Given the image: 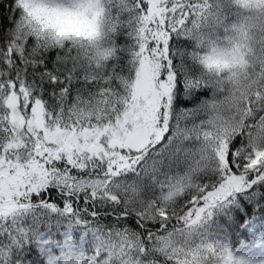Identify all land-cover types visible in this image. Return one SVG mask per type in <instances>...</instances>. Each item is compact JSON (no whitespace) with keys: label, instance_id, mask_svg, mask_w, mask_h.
<instances>
[{"label":"snow or ice","instance_id":"obj_1","mask_svg":"<svg viewBox=\"0 0 264 264\" xmlns=\"http://www.w3.org/2000/svg\"><path fill=\"white\" fill-rule=\"evenodd\" d=\"M240 14L0 0V264H264V38L217 47Z\"/></svg>","mask_w":264,"mask_h":264},{"label":"clouds","instance_id":"obj_2","mask_svg":"<svg viewBox=\"0 0 264 264\" xmlns=\"http://www.w3.org/2000/svg\"><path fill=\"white\" fill-rule=\"evenodd\" d=\"M249 0H240L241 14L228 24V32L222 34L218 49L232 54L235 51L241 65L250 62L249 51L258 39L264 38V11H258Z\"/></svg>","mask_w":264,"mask_h":264},{"label":"rangeland","instance_id":"obj_3","mask_svg":"<svg viewBox=\"0 0 264 264\" xmlns=\"http://www.w3.org/2000/svg\"><path fill=\"white\" fill-rule=\"evenodd\" d=\"M253 256L257 259V258H259L260 253L259 252L253 253Z\"/></svg>","mask_w":264,"mask_h":264},{"label":"trees","instance_id":"obj_4","mask_svg":"<svg viewBox=\"0 0 264 264\" xmlns=\"http://www.w3.org/2000/svg\"><path fill=\"white\" fill-rule=\"evenodd\" d=\"M259 258H260V256H259ZM259 258H257V259H259Z\"/></svg>","mask_w":264,"mask_h":264}]
</instances>
